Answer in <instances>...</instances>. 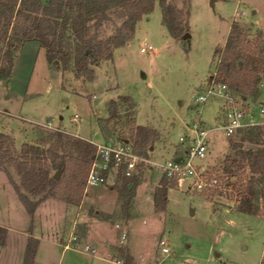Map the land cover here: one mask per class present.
<instances>
[{"label":"rangeland","instance_id":"rangeland-1","mask_svg":"<svg viewBox=\"0 0 264 264\" xmlns=\"http://www.w3.org/2000/svg\"><path fill=\"white\" fill-rule=\"evenodd\" d=\"M209 1L165 0L162 6L155 0L152 11L136 23L133 36L114 50L111 59L89 65L91 79L72 68L64 70L48 62L52 70L60 71L53 72L47 68L45 55L38 56L33 81L37 82L38 96L44 97L40 96L33 107L39 112L32 121L50 120L58 126L35 125L0 113V131L13 137L8 149L0 150V170L6 174L0 172V224L9 227V235L17 239L24 234L18 230L26 232L27 244L30 237L39 241L31 264H89L85 261L88 258L75 250L88 229L85 221H100L94 230L99 239L110 234L116 238L112 243L114 260L121 264L127 263L124 254L130 251L138 264H264V172L251 173L241 159L244 151L264 150V123H257L259 109L264 110V75H257L250 92L224 88L225 97L241 100L251 114L250 125L231 136L240 147L232 148L227 136L214 129L213 118L220 115V98L209 94L199 111L192 99L215 86L217 56H213V50L222 47L232 23L240 30L239 40L250 59L264 61V0H213L212 6ZM47 2L42 0L43 4ZM164 10L167 22L181 29L179 33L174 29L176 36L162 21ZM106 13L107 19L98 27L92 26L93 20L87 22L89 37L110 39L127 18L121 3L111 4ZM184 32L188 34L187 43L181 37ZM4 46L5 40L0 42V55ZM61 76L62 90L57 87ZM48 79L54 87L44 93ZM2 83L0 98L4 93ZM74 114L79 116L75 121ZM261 119L264 122V116ZM198 120L208 131L204 137L205 156L197 162L215 169L228 165V171L245 187L252 179L250 195L239 193L234 199L217 200L211 193L200 195L178 189L163 176L159 164L184 155L188 144L185 139L192 135V124ZM254 127L261 132L257 143L246 134ZM57 132L88 143L128 141L147 162L132 179L86 187L81 175L83 164L72 161L66 171L50 170L52 177L59 171L58 183L30 193L21 186L17 168L5 162L7 153L18 154L27 142L60 155L75 156L71 140L59 138ZM9 179L32 201L51 199L39 202L30 214ZM162 179L172 183L173 188H167L165 208L156 212L154 193ZM51 191L57 196L50 195ZM60 203L66 207L63 216ZM58 227L61 239L77 237L73 249L62 255L61 248L52 243L60 244L56 238ZM162 238L170 253L155 260ZM17 242L13 241V248ZM9 255L8 248L6 258Z\"/></svg>","mask_w":264,"mask_h":264},{"label":"trees","instance_id":"trees-1","mask_svg":"<svg viewBox=\"0 0 264 264\" xmlns=\"http://www.w3.org/2000/svg\"><path fill=\"white\" fill-rule=\"evenodd\" d=\"M121 3L125 8L126 20L118 27L114 36L105 41H98L95 37L88 36L90 25L98 27L107 19L106 10L111 4ZM155 0H0V42L5 40L3 53L0 55V79H7L12 71L15 52L21 45L29 40H37L45 48V56L49 63L60 66L62 69L72 68L78 75L92 78L90 64L101 60L111 59L114 50L123 45L133 36L136 23L143 15L152 11ZM164 6L165 0H159ZM162 21L172 36L179 33V28H173L167 22L166 11L162 12ZM178 30L177 33L174 31ZM10 31L9 35L7 34ZM67 34L70 36L68 37ZM240 30L232 23L222 47L213 50L217 56L215 64V81L224 84L232 91L250 92L259 73L264 75V61L251 60L250 55L239 40ZM59 64V65H58ZM248 64V65H247ZM249 66V67H248ZM113 101H111L112 103ZM248 136L252 135V142L257 143L261 134L258 128L246 130ZM59 138L67 137L76 155H60L51 148L24 142L18 154L7 153L8 165L15 166L21 174V186L30 193L45 190L49 185L58 183V179L50 176V170L66 171L72 161L83 164L82 177L86 178L88 165L93 145L71 135L56 133ZM232 135L227 136V141L232 148L240 147L239 141H232ZM10 138L0 133V150H6ZM244 165L251 173L264 172V150L244 151L241 154ZM3 161L0 158V169ZM225 173L229 166L223 165ZM161 184L154 193L155 211L165 208L167 188H173L172 183L162 179ZM20 201L28 213H32L41 199L32 201L19 190L11 179ZM247 194L252 193V179L247 182ZM52 192V191H51ZM52 196H57L54 192ZM247 211V210H245ZM6 236V229L0 226V242ZM36 239L29 238L23 264H31L34 255ZM127 263H131L129 254H124Z\"/></svg>","mask_w":264,"mask_h":264},{"label":"built area","instance_id":"built-area-1","mask_svg":"<svg viewBox=\"0 0 264 264\" xmlns=\"http://www.w3.org/2000/svg\"><path fill=\"white\" fill-rule=\"evenodd\" d=\"M147 50H149L148 47ZM214 75L215 86H210L201 94L193 95V106L197 107L196 111H199L206 97L214 93L220 98V115L213 118L214 129L221 130L225 136L233 135L243 126L250 125L251 114L248 109L243 108L241 100L224 96L223 91L227 87L215 81ZM257 116L259 118L257 123H264L261 121L264 116L262 108L259 109ZM78 117L77 114H74L72 119L75 121ZM46 126L49 127L50 123L48 122ZM207 131L202 128L199 120L192 124L193 133L185 139L188 144L184 155L181 158H168L159 164L163 176L168 181H172L178 189L192 191L200 195L211 193L212 198L217 200L233 198L239 193L247 195L245 184L239 178L225 173L222 168H210L207 164L197 162L205 156L204 137ZM180 141H183L182 138ZM91 143L94 148L85 178L86 187L110 186L122 179H132L139 174L144 162H147L128 141L119 143L92 141ZM116 228H119V225H116ZM123 239L124 235L120 242ZM76 240V236L70 237L64 247L73 249ZM158 250L161 256H167L170 253L164 238L158 241Z\"/></svg>","mask_w":264,"mask_h":264},{"label":"crops","instance_id":"crops-1","mask_svg":"<svg viewBox=\"0 0 264 264\" xmlns=\"http://www.w3.org/2000/svg\"><path fill=\"white\" fill-rule=\"evenodd\" d=\"M42 53L45 55L44 49L36 40H29L24 42L21 45L20 49L16 51L10 76L7 79H0V82H3L2 84L4 86V93L2 95L3 97L0 98V113L4 114L5 116L21 119V121L31 122L32 124L35 123V125H45L49 122L51 126L54 127L58 125H53L50 120H47L46 123H38L37 121H32V118H34L35 114L36 116H38L39 112H36L33 107L38 104V98L44 97L43 94L40 95H43L42 97L38 96L40 92H38L36 87L37 82L33 81V70L35 68L38 56ZM45 60L47 61L46 56ZM47 66L49 70H52L49 67L48 61ZM28 67L32 68L31 72L28 71ZM52 71L55 72L57 70ZM58 83L59 85L57 87H59V89L61 90L64 89L62 85V76L61 78H59ZM53 87L54 85L52 81L48 79L44 93H49L53 89ZM91 99H94V96H92ZM0 133H3L9 138L13 139L12 135L8 133H5L3 131H0ZM0 172L5 174L2 170H0ZM256 195L257 193L254 190L252 201L254 203L257 200ZM50 199L51 198H46L42 200L41 203ZM59 209L62 212L63 216L66 211V207L61 204ZM85 222L87 225H89L88 229L86 231V234H84L78 241V249L75 250L79 253L84 254L88 258V260L85 261L89 262V264H121L119 261L117 262L114 260L116 252L115 250H113L112 243L116 242V238L112 237V234H110L108 237H104L103 240L99 239L97 236H95L94 230L95 227L100 224V221ZM0 226L6 229V236L4 240L0 242V264H23L28 240L26 232L18 230L17 232L24 234L23 236L20 235V237H18L17 239L16 237L9 235V231L11 230L9 227H5L3 226V224H0ZM59 233L60 229L58 227L56 238L57 240H59L60 244H57L55 242L52 243L61 248L60 255H62L66 250H70L72 248L67 249L64 247V244L67 243V239H61ZM15 240H17L18 242ZM13 241L15 242L14 244H16V242L18 244L17 246L15 245L14 248L12 247ZM38 247L39 241H37L36 243V248L38 249ZM8 248L10 250V255L9 258H6V250H8ZM37 249L35 250L36 253ZM129 256L131 257V263H135V259L133 260L131 251L129 252ZM159 258H161V255H159L158 253V255L155 257V260Z\"/></svg>","mask_w":264,"mask_h":264},{"label":"water","instance_id":"water-1","mask_svg":"<svg viewBox=\"0 0 264 264\" xmlns=\"http://www.w3.org/2000/svg\"><path fill=\"white\" fill-rule=\"evenodd\" d=\"M212 2H213V0H210V1H209V5H210V6H212ZM181 37L185 39L186 43L188 42V34H187V32L182 33V36H181ZM58 176H59V171H56V173L54 174L53 177H54L55 179H57Z\"/></svg>","mask_w":264,"mask_h":264},{"label":"bare ground","instance_id":"bare-ground-1","mask_svg":"<svg viewBox=\"0 0 264 264\" xmlns=\"http://www.w3.org/2000/svg\"><path fill=\"white\" fill-rule=\"evenodd\" d=\"M148 49L151 51L152 47L151 46H148Z\"/></svg>","mask_w":264,"mask_h":264}]
</instances>
